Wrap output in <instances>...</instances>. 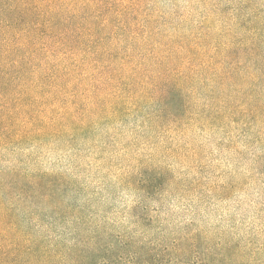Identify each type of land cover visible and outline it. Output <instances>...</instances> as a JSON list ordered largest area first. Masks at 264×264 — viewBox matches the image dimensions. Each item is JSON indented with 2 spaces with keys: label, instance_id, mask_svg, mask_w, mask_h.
I'll list each match as a JSON object with an SVG mask.
<instances>
[{
  "label": "rangeland",
  "instance_id": "obj_1",
  "mask_svg": "<svg viewBox=\"0 0 264 264\" xmlns=\"http://www.w3.org/2000/svg\"><path fill=\"white\" fill-rule=\"evenodd\" d=\"M110 1L132 11L137 41L190 49L168 67L178 86L151 96L143 73L136 92L100 103L68 89L42 109L53 133L0 148L10 184L0 201L28 237L14 254L24 264H264V0ZM232 66L222 84L208 74Z\"/></svg>",
  "mask_w": 264,
  "mask_h": 264
},
{
  "label": "trees",
  "instance_id": "obj_2",
  "mask_svg": "<svg viewBox=\"0 0 264 264\" xmlns=\"http://www.w3.org/2000/svg\"><path fill=\"white\" fill-rule=\"evenodd\" d=\"M131 14L110 0H85L79 6L72 0H0V148L53 133L42 109L62 100L68 89H91L100 103V96L111 99L114 91L136 92L144 73L150 75L151 96H159L161 87L176 90L179 78L168 67L181 49H190L170 44L159 52L143 33L137 41ZM186 58L192 65L194 54ZM200 70L206 73V66ZM236 70L208 74L222 84ZM72 102L78 104L76 95ZM9 187L0 173V191ZM13 226V210L0 201V264L25 262L14 252L21 255L20 243L28 237Z\"/></svg>",
  "mask_w": 264,
  "mask_h": 264
}]
</instances>
